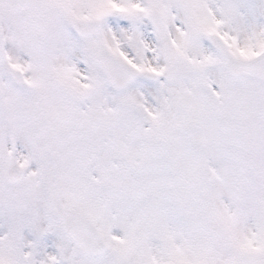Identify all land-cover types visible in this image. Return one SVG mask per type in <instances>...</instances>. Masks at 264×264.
<instances>
[{
	"label": "snow or ice",
	"instance_id": "1",
	"mask_svg": "<svg viewBox=\"0 0 264 264\" xmlns=\"http://www.w3.org/2000/svg\"><path fill=\"white\" fill-rule=\"evenodd\" d=\"M0 264H264V0H0Z\"/></svg>",
	"mask_w": 264,
	"mask_h": 264
}]
</instances>
